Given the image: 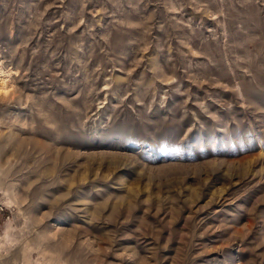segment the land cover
I'll list each match as a JSON object with an SVG mask.
<instances>
[{"label":"rangeland","instance_id":"1","mask_svg":"<svg viewBox=\"0 0 264 264\" xmlns=\"http://www.w3.org/2000/svg\"><path fill=\"white\" fill-rule=\"evenodd\" d=\"M0 264H264V0H0Z\"/></svg>","mask_w":264,"mask_h":264},{"label":"bare ground","instance_id":"2","mask_svg":"<svg viewBox=\"0 0 264 264\" xmlns=\"http://www.w3.org/2000/svg\"><path fill=\"white\" fill-rule=\"evenodd\" d=\"M2 72H0V74H1ZM6 74H4V75H0V90L2 89V88H5L6 87V85H7V81H6Z\"/></svg>","mask_w":264,"mask_h":264}]
</instances>
